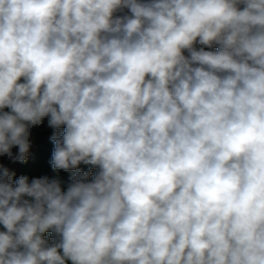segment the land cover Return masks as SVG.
<instances>
[{
	"label": "clouds",
	"instance_id": "9594fccd",
	"mask_svg": "<svg viewBox=\"0 0 264 264\" xmlns=\"http://www.w3.org/2000/svg\"><path fill=\"white\" fill-rule=\"evenodd\" d=\"M44 118L98 171L0 165V264H264V0H0V155Z\"/></svg>",
	"mask_w": 264,
	"mask_h": 264
},
{
	"label": "trees",
	"instance_id": "16d2710c",
	"mask_svg": "<svg viewBox=\"0 0 264 264\" xmlns=\"http://www.w3.org/2000/svg\"><path fill=\"white\" fill-rule=\"evenodd\" d=\"M197 47L199 48L203 46L197 45ZM205 50L208 49L206 48ZM185 54L187 55V53ZM4 111L10 110L4 109ZM47 119L48 118H44L42 124L30 128L31 146L24 162H20L18 160L13 162L6 155H0V165L7 167L11 172L14 173V175L11 177L13 184H15V181L21 176H27L29 183H31L32 179L34 178L48 177L50 180H58L61 183L62 190H67L68 185L71 183V177L75 175L77 171H91L92 174L95 175L98 169L91 168L89 165L80 164L77 169L74 170H54L51 164V159L55 145L51 140V137L54 134L57 136L61 135L64 129L62 127L57 131L50 128L48 126ZM12 152L15 154L18 152V148L13 147ZM89 179H91V177H89ZM25 199L31 200L32 198L25 197ZM0 231H4L2 225H0ZM44 236L49 240V243L54 242L55 238L52 237L50 232L45 233ZM66 264H71V261H66Z\"/></svg>",
	"mask_w": 264,
	"mask_h": 264
}]
</instances>
